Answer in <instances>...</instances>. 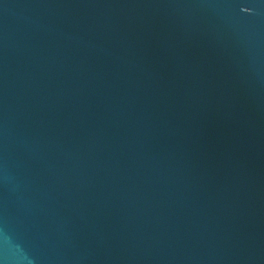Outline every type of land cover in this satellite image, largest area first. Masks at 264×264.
Returning a JSON list of instances; mask_svg holds the SVG:
<instances>
[{"label": "water", "instance_id": "1", "mask_svg": "<svg viewBox=\"0 0 264 264\" xmlns=\"http://www.w3.org/2000/svg\"><path fill=\"white\" fill-rule=\"evenodd\" d=\"M0 264H264V0H0Z\"/></svg>", "mask_w": 264, "mask_h": 264}]
</instances>
